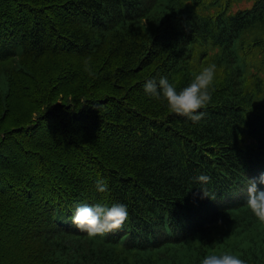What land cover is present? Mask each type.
Listing matches in <instances>:
<instances>
[{"label": "trees", "instance_id": "obj_1", "mask_svg": "<svg viewBox=\"0 0 264 264\" xmlns=\"http://www.w3.org/2000/svg\"><path fill=\"white\" fill-rule=\"evenodd\" d=\"M212 63L199 123L145 94ZM261 174L264 0H0V264H264ZM97 203L124 226L77 229Z\"/></svg>", "mask_w": 264, "mask_h": 264}, {"label": "clouds", "instance_id": "obj_2", "mask_svg": "<svg viewBox=\"0 0 264 264\" xmlns=\"http://www.w3.org/2000/svg\"><path fill=\"white\" fill-rule=\"evenodd\" d=\"M216 78L214 63L203 66L194 74L191 82L182 89L170 82L167 77L148 79L144 84L145 94L155 100L163 99L168 109L179 116L187 117L194 124L199 123L205 113L200 111L212 100V88ZM197 182L208 184L211 177L200 174L195 178ZM259 183L264 184V174L259 177ZM96 190L104 193L108 190V183L97 178ZM205 197H209L207 190L200 188ZM247 208L260 221L264 222V190L257 187V180L250 179L247 188ZM128 219L127 206L116 203L110 207L97 203L94 206H77L71 222L77 229L86 232L90 237L103 236L106 233L120 230ZM200 264H245V260L236 254L228 252H213L206 255Z\"/></svg>", "mask_w": 264, "mask_h": 264}]
</instances>
